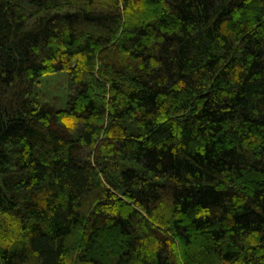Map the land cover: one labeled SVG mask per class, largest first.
I'll use <instances>...</instances> for the list:
<instances>
[{"label":"trees","instance_id":"trees-1","mask_svg":"<svg viewBox=\"0 0 264 264\" xmlns=\"http://www.w3.org/2000/svg\"><path fill=\"white\" fill-rule=\"evenodd\" d=\"M0 264H264V0H0Z\"/></svg>","mask_w":264,"mask_h":264},{"label":"rangeland","instance_id":"rangeland-1","mask_svg":"<svg viewBox=\"0 0 264 264\" xmlns=\"http://www.w3.org/2000/svg\"><path fill=\"white\" fill-rule=\"evenodd\" d=\"M71 93V82L65 70L46 74L40 77L33 86V95L57 109L68 106Z\"/></svg>","mask_w":264,"mask_h":264}]
</instances>
